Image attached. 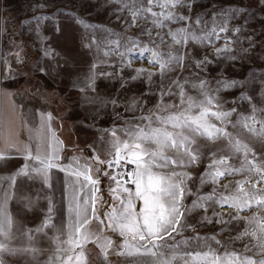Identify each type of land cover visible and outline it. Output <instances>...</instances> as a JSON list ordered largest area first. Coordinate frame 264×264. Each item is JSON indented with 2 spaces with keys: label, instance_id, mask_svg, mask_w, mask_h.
<instances>
[{
  "label": "rangeland",
  "instance_id": "obj_1",
  "mask_svg": "<svg viewBox=\"0 0 264 264\" xmlns=\"http://www.w3.org/2000/svg\"><path fill=\"white\" fill-rule=\"evenodd\" d=\"M0 24L13 81L82 126L125 207L54 236L2 211L0 264H264V0H2Z\"/></svg>",
  "mask_w": 264,
  "mask_h": 264
},
{
  "label": "crops",
  "instance_id": "obj_2",
  "mask_svg": "<svg viewBox=\"0 0 264 264\" xmlns=\"http://www.w3.org/2000/svg\"><path fill=\"white\" fill-rule=\"evenodd\" d=\"M3 38L0 24V213H35L36 221L45 212L54 236L84 226L91 208H125L118 192L103 186L104 159L94 142L80 138L82 126L31 100L13 81Z\"/></svg>",
  "mask_w": 264,
  "mask_h": 264
},
{
  "label": "built area",
  "instance_id": "obj_3",
  "mask_svg": "<svg viewBox=\"0 0 264 264\" xmlns=\"http://www.w3.org/2000/svg\"><path fill=\"white\" fill-rule=\"evenodd\" d=\"M104 165L108 173L122 184H130L134 179V169L130 161L125 160L118 152L112 151L105 159Z\"/></svg>",
  "mask_w": 264,
  "mask_h": 264
}]
</instances>
